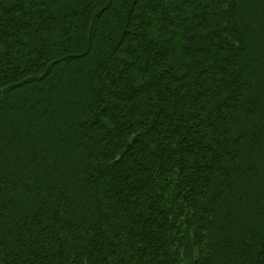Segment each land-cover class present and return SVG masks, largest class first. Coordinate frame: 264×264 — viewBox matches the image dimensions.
I'll return each instance as SVG.
<instances>
[{"label": "trees", "instance_id": "trees-1", "mask_svg": "<svg viewBox=\"0 0 264 264\" xmlns=\"http://www.w3.org/2000/svg\"><path fill=\"white\" fill-rule=\"evenodd\" d=\"M0 264H264V0H0Z\"/></svg>", "mask_w": 264, "mask_h": 264}]
</instances>
